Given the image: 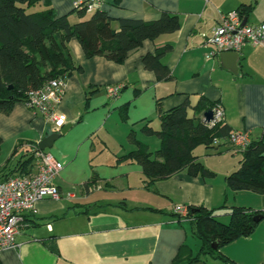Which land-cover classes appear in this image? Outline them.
I'll use <instances>...</instances> for the list:
<instances>
[{"label": "crops", "instance_id": "0c3cea01", "mask_svg": "<svg viewBox=\"0 0 264 264\" xmlns=\"http://www.w3.org/2000/svg\"><path fill=\"white\" fill-rule=\"evenodd\" d=\"M44 1L59 16L71 14L74 9L73 0ZM242 3H254L247 16L250 24L264 21V0L103 2L100 8L111 15L116 30L119 19L155 20L163 12L179 15L181 28L156 40H144L122 63L103 56L87 58L77 38L68 42L81 69L67 77L57 106L72 127L60 136L63 145L51 148L63 162L55 179L63 197H45L37 202L35 211L25 214L16 237L18 245L0 250V264H171L181 244L188 243L195 255L201 247V241L191 233L190 221L175 212L177 205L217 208L219 219L230 214L228 208H220L224 203L228 207L235 204L264 210V194L233 192L227 185L214 186L208 177L193 176L186 170L157 180L149 188L138 163L118 160L135 148L127 149L125 141L113 148L109 159L103 157L108 147L102 141L101 153L91 158L93 141L104 128L113 123L141 122L143 126L148 119L157 128L153 123L158 117L157 125H161L158 100L162 110H169L189 100L190 93L217 102L233 130L247 131L252 141L264 140V47L246 44L240 52L237 73L224 66L221 53L206 58L213 47L204 42L219 24L221 13L238 9ZM71 20L78 18L72 14ZM166 44L173 46L163 57L173 79L158 80L155 72L145 68L142 58ZM119 84V94L110 97L107 87ZM126 104L128 121L124 122L121 109ZM132 129L126 138L130 145L133 143L128 134ZM52 132L54 126L46 116L25 102L15 103L9 113L0 112L2 147L7 148L10 158L15 151L18 155L28 152ZM212 148L237 152L229 144ZM256 240L253 233L224 246L222 252L233 261L229 264H264V250ZM47 244H56L59 254ZM193 264L228 263L202 256Z\"/></svg>", "mask_w": 264, "mask_h": 264}, {"label": "trees", "instance_id": "16d2710c", "mask_svg": "<svg viewBox=\"0 0 264 264\" xmlns=\"http://www.w3.org/2000/svg\"><path fill=\"white\" fill-rule=\"evenodd\" d=\"M254 3H242L238 10L248 16ZM78 20L73 22L71 16ZM113 18L98 7L93 12L74 6L71 14L59 16L49 2L44 0H0V112L9 113L15 103L26 102L28 94L43 87L49 80L65 78L80 70L76 65L68 42L77 38L87 58L103 56L108 60L122 63L129 52L139 47L144 40H156L166 33L181 28L179 15L163 12L158 19H119V29L112 27ZM173 49L172 44L159 47L155 52L146 53L142 62L145 68L155 72L158 80H172L173 74L163 57ZM12 85V88L9 86ZM160 128L150 125L152 119L142 126V131L160 140V147L153 152L139 141L132 129L128 139L135 148L119 157V161L138 163L150 188L157 180L170 178L186 170L188 174L209 176V171L194 154V149L205 144L208 148L228 144L233 128L219 121L214 126L206 122L204 112L213 109L217 102L200 96L190 114L189 100L170 108L161 109L158 100ZM128 104L121 109L123 118L128 116ZM218 139L220 143L215 144ZM0 137V150L2 147ZM30 150V149H29ZM28 150V151H29ZM242 152L239 167L226 176L227 188L233 192L251 190L264 194V140L252 141ZM18 156V157H17ZM17 157L14 165L9 161ZM34 157L29 152L12 157L0 166V180L18 172L32 170ZM187 220L191 223L192 235L201 241L195 255L188 243L179 247L171 264H193L202 256H213L226 263L233 262L222 252L229 243L250 236L264 219V210L226 203L220 208L230 211L228 222L221 221L215 214L217 208L204 205H189ZM48 245V244H47ZM214 245L217 247L214 248ZM59 254L56 244L48 245Z\"/></svg>", "mask_w": 264, "mask_h": 264}, {"label": "built area", "instance_id": "2783aa9c", "mask_svg": "<svg viewBox=\"0 0 264 264\" xmlns=\"http://www.w3.org/2000/svg\"><path fill=\"white\" fill-rule=\"evenodd\" d=\"M105 0H73L76 8H85L87 12H93L100 7ZM246 44L264 47V21L259 24H250L247 16L238 9L221 13V20L207 37L204 45L212 46L213 50L206 54L210 59L222 52H241ZM65 78L49 80L43 87L31 91L28 94L26 105L36 113L46 116L53 126L54 131H60L67 123V116L58 111L65 90ZM122 89V85L107 87L110 97L116 96ZM213 119L208 122L210 126L216 125L225 119V111L220 105L213 107ZM205 120V117H203ZM228 144L235 151L245 150L252 142L247 131L233 130L229 136ZM215 144L220 143L218 139ZM34 157L32 170L0 180V250L16 247V237L21 230L24 216L28 212L35 211L39 200L49 197L61 199L63 194L55 183L63 162L50 150H41L38 143L33 144L28 151ZM27 151L25 153H28ZM175 212L181 217L187 218L189 208L186 205H177Z\"/></svg>", "mask_w": 264, "mask_h": 264}, {"label": "rangeland", "instance_id": "374dc122", "mask_svg": "<svg viewBox=\"0 0 264 264\" xmlns=\"http://www.w3.org/2000/svg\"><path fill=\"white\" fill-rule=\"evenodd\" d=\"M198 94L197 93H190L189 94V105L188 109L190 114L192 113V107L198 100ZM155 126L157 128H160L159 125H157L158 117H155ZM128 119L126 118L124 122H127ZM142 124L141 122H135L134 124L129 123L126 127V125H110L109 127L104 128V132L100 133L99 137L95 138L92 145V155L91 158L94 159L95 156L99 155L101 153V143L102 141L106 144L108 147L107 150H104L103 157L110 158L112 155L113 148L117 147L121 142L125 141L126 145H124L127 149H132L135 147V145H130L126 138L127 133L130 130V128L134 129L136 131V137L139 140H142L143 142H147L153 152V156L155 157L154 152L156 149L160 147V140L156 136H149L145 134V132L142 131ZM122 138V139H121ZM125 138V139H124ZM63 138H59L53 147H57L58 145H63L62 143ZM122 140V141H121ZM120 146V145H119ZM216 147V146H215ZM31 148V147H30ZM51 151V149H48ZM219 151H222L220 149ZM216 151L214 148L210 147L208 148L205 144H200L194 149V154L199 158V160L203 163L205 168L209 171V176H207L211 183L214 186H220V185H227L226 176L229 175L233 170L238 168L240 159L242 158V152L237 151L235 153H232L231 151H225V152H219ZM20 155V154H19ZM18 157V156H17ZM17 157H13L9 163L10 166L14 165ZM10 158L9 153L6 147H1L0 150V165H4L6 160ZM96 161H99L98 159ZM5 162V163H4ZM237 166V167H236ZM235 168V169H234ZM232 170L230 173H227L228 170ZM220 220L223 222H228L229 217L228 216H220ZM254 236L256 237V243H258L263 250H264V219L260 222L256 230L254 231ZM198 241V240H197Z\"/></svg>", "mask_w": 264, "mask_h": 264}, {"label": "water", "instance_id": "95a60500", "mask_svg": "<svg viewBox=\"0 0 264 264\" xmlns=\"http://www.w3.org/2000/svg\"><path fill=\"white\" fill-rule=\"evenodd\" d=\"M240 53L239 52H233V51H225L220 54V58L224 66L231 69L233 72L237 73L239 66H238V60H239ZM9 88H12V85L9 86ZM214 112L212 109H209L204 112V117L206 122H210L213 119ZM72 127V123H66L60 131L52 132L51 134L43 137L38 142V147L41 150L51 149L54 146V143L60 138L61 135L66 134L69 129ZM217 246L214 245V248Z\"/></svg>", "mask_w": 264, "mask_h": 264}]
</instances>
